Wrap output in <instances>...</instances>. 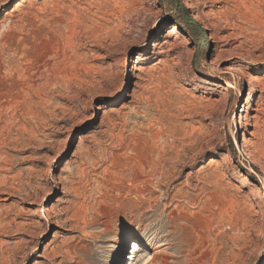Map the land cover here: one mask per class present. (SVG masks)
Segmentation results:
<instances>
[{
    "label": "rangeland",
    "instance_id": "374dc122",
    "mask_svg": "<svg viewBox=\"0 0 264 264\" xmlns=\"http://www.w3.org/2000/svg\"><path fill=\"white\" fill-rule=\"evenodd\" d=\"M180 2L0 0V264H264V0Z\"/></svg>",
    "mask_w": 264,
    "mask_h": 264
},
{
    "label": "bare ground",
    "instance_id": "6f19581e",
    "mask_svg": "<svg viewBox=\"0 0 264 264\" xmlns=\"http://www.w3.org/2000/svg\"><path fill=\"white\" fill-rule=\"evenodd\" d=\"M0 96H1V92H0ZM8 96V95H7ZM13 98V97H12ZM15 102H16V100H15ZM11 105V104H10ZM12 106V105H11ZM240 106V105H239ZM0 108H2V107H0ZM5 109V108H4ZM183 110V109H182ZM1 120V119H0ZM5 126V125H4ZM14 133V132H13ZM3 136V135H2ZM16 138V137H15ZM11 139V138H10ZM15 142V141H14ZM7 143H8V141H7ZM11 144V143H10ZM2 158V157H1ZM180 159V158H179ZM11 160V159H10ZM186 160V159H185ZM146 161V160H145ZM144 162V161H143ZM3 163V162H2ZM13 163V162H12ZM186 163V162H185ZM14 165V164H13ZM143 165V164H142ZM8 167V166H7ZM170 168V167H169ZM10 169H12L11 168V166H10ZM174 170V169H173ZM180 175V174H179ZM1 179H0V185L2 184V181L1 180H4V179H2V177H0ZM14 188V187H13ZM12 190V189H11ZM10 190V191H11ZM23 190V189H22ZM4 191V190H3ZM16 194V193H15ZM18 194V193H17ZM27 195V194H26ZM20 212V211H19ZM13 222H14V220H13ZM11 220L10 221H6L5 223H2V222H0V234H6V233H12L13 232V229L11 228V226H12V223H13ZM7 235V234H6ZM204 241H205V239H204ZM196 243V242H195ZM200 243V242H199ZM202 244H203V242H202ZM193 246H195V244H193V240H189V239H181L177 244H176V248L178 249V248H180V247H187V248H189V251H191L189 254H188V256L187 257H184V258H182L181 256V258L180 257H177L176 256V261H175V263L174 264H189V261L191 260V256L193 255V251H194V249H195V247L194 248H192ZM200 247V246H199ZM203 247V246H202ZM207 251V250H206ZM178 252H180V250L178 251ZM201 252V251H200ZM204 252V251H203ZM204 254V253H203ZM202 254V255H203ZM208 253H205V258L208 260V255H207ZM181 255V254H180ZM200 258V257H199ZM202 258H204V257H202ZM156 261H159L160 263H164V264H168L170 261H167V259H165V258H161V257H159L158 255H157V253L154 255V256H152L149 260H147V262L145 263V264H155L156 263ZM203 261H205V259L203 260ZM240 261V260H239ZM237 262V261H236Z\"/></svg>",
    "mask_w": 264,
    "mask_h": 264
},
{
    "label": "trees",
    "instance_id": "16d2710c",
    "mask_svg": "<svg viewBox=\"0 0 264 264\" xmlns=\"http://www.w3.org/2000/svg\"><path fill=\"white\" fill-rule=\"evenodd\" d=\"M174 4L177 10L178 23L184 27L192 39L196 42V46H199L205 31L202 30L198 23H196L189 15L188 10L183 6L180 0H170Z\"/></svg>",
    "mask_w": 264,
    "mask_h": 264
}]
</instances>
